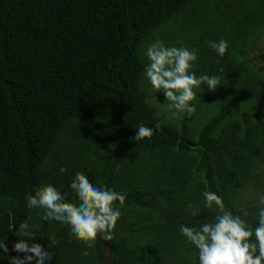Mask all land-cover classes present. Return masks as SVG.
Returning a JSON list of instances; mask_svg holds the SVG:
<instances>
[{"label":"trees","instance_id":"obj_1","mask_svg":"<svg viewBox=\"0 0 264 264\" xmlns=\"http://www.w3.org/2000/svg\"><path fill=\"white\" fill-rule=\"evenodd\" d=\"M199 13L202 22L195 21ZM172 18L188 20L201 31L177 48L193 50L204 36L227 41L223 57L208 51L212 60L202 75L220 78L225 102H251V112H243L241 122L217 135L228 117L224 107L193 140L191 117L185 115L175 129L161 123L147 103L141 77L148 45L141 53L139 47L153 43V33ZM262 43L264 0H0V241L16 237L19 225L35 216L31 230L35 242L52 252L51 264H105L103 246L111 264L184 262L192 244L180 225L199 228L215 217L213 209L200 204L201 190L197 201L190 199L196 216L174 211L152 227L145 216L139 219L124 210L114 239L98 241L88 256L68 226L42 219L43 209H29L27 197L50 184L67 193L69 202L79 203L69 184L80 172L93 184L102 182L125 194L124 207L152 209L163 193L137 187L135 172H120V167L142 154L170 149L198 154L199 189L221 196L238 188V174L245 175L242 164L264 157V57L257 53ZM201 91H208L206 84ZM140 124H159L160 129L151 140L137 141L133 137ZM119 175H125L124 185H118ZM170 178L187 191L181 172L174 169ZM241 215L243 220L253 217L248 210ZM136 233L137 239L139 234L144 238L142 246L134 245ZM52 238L59 243L48 247ZM7 246L9 253L0 251V264L17 255L13 245Z\"/></svg>","mask_w":264,"mask_h":264},{"label":"clouds","instance_id":"obj_2","mask_svg":"<svg viewBox=\"0 0 264 264\" xmlns=\"http://www.w3.org/2000/svg\"><path fill=\"white\" fill-rule=\"evenodd\" d=\"M209 47L223 57L228 43L221 39L219 42H209ZM146 57L145 77L156 93L164 94L167 106L176 112L191 117L196 112V106L191 103L196 100L194 89L206 84L208 90L215 92L220 86L218 76L205 74L197 77L192 71L198 59L195 49L166 47L162 40L157 39L147 47ZM136 128L134 140H151L160 125L151 128L140 124ZM69 188L79 203L69 202L67 193L49 184L40 187L35 195L27 197V207L43 209L42 219L55 220L68 226L71 234L84 243L83 255L88 256V249L95 248L98 241L109 242L114 239V229L122 215L120 208L125 203L126 195L108 189L102 182L93 184L80 172L76 173ZM203 196L205 206L213 209L214 204L219 214L212 222L204 223L199 228L180 225V232L186 242L198 250L199 264H264V207L259 211L258 226L252 229L240 216H234L226 210L222 197L210 191H205ZM260 203L264 204V196L260 197ZM197 213L198 209H194L191 214L196 216ZM19 231L24 238L13 244L11 251L17 255L10 256L9 264H51L52 252L35 242L36 235L30 225L22 222ZM4 241H0V251L9 253ZM58 243L52 238L48 247Z\"/></svg>","mask_w":264,"mask_h":264},{"label":"rangeland","instance_id":"obj_3","mask_svg":"<svg viewBox=\"0 0 264 264\" xmlns=\"http://www.w3.org/2000/svg\"><path fill=\"white\" fill-rule=\"evenodd\" d=\"M174 18L167 21L163 26H161L160 29L153 33L154 38L156 40H163L166 47H176V44L180 46L184 43V40L189 41L191 35L195 36L196 34H201V31L199 29H192L191 22H189L188 20L182 21ZM201 40L202 41L200 42V44L193 48L197 52L198 59L194 62L196 66L192 69V71L195 72L197 77L202 75V68L204 67V65H206L208 62H211L212 60V56L209 55L208 51H213V49L209 47V42L211 41L208 40L206 36H204V40ZM144 42L140 44V53L146 49V45L149 46V43L144 44ZM261 56L264 57V54L262 53ZM143 57L147 58L146 50L143 53ZM261 72L264 75V70H262ZM144 73L141 77L142 84L145 76ZM144 84L145 91L147 93V103L151 108H153L155 116L161 123L175 129H180L181 120L186 114L176 112V110L174 109H170L167 106L166 97L164 96V94L162 92L156 93L155 89L151 87L146 77ZM194 91L196 92V100L192 101L191 103L196 106V112L191 116V121L188 125V133L193 140L197 139L198 133L200 132L201 128L212 117L216 116L220 112V109H222L223 107L228 111V117L214 132V135H217L218 131L227 125L235 122H241L243 112H246L248 114L251 112L250 101L244 102V100H235L232 103L225 102V90L218 88V91H216L219 93L212 92L210 90L206 92L201 91L200 86L199 88L194 89ZM87 121L93 122L98 120L90 119ZM83 127H85V125ZM86 130L90 132V129L87 128ZM94 153L95 150H93L90 154L93 155ZM198 159L199 156L195 152L170 149L166 151V153L156 151L144 155L142 154L139 159L133 160L129 164L125 163L122 167H120V172L124 171L126 173L129 170H131V172L134 171L137 175L138 180H136L135 182L131 181L132 184L134 182L139 188L158 190L163 194L157 197L156 203L152 209L142 210L135 206H123L120 208V211L123 212L125 210L129 212V214H132L134 212V214H138L139 219L145 216V218H147V222L152 227L156 226L159 223H164L165 215H168V213L170 214L174 211L180 213H188L193 211L196 208L193 205L194 201H191L190 199H195V201H197L199 198L197 196L201 193V191L203 193L205 192L202 190V188L199 189V186H202L203 184V176L195 169ZM242 165L244 168L243 170H245V173L243 174L245 175L238 174V180L240 181L241 185L236 189L229 190L227 193L222 194L220 197H222L227 211H230V205L234 206V208L232 209L234 211H230L234 216L242 217V211H250L253 217L249 220L245 219V221L252 229H255L252 226V222L258 220L259 211L261 209L260 197L264 196V157L252 158L247 164L243 163ZM174 169H177L179 172H181V174L184 175L187 184L186 192L184 190L181 191L177 185L173 184L176 180H173L170 177ZM124 177L125 175H119L118 185H124ZM203 203L205 204V197L202 201H200V204ZM189 204L192 205L191 208H189ZM117 207H119V205H117ZM213 211H215V216L219 214L214 204ZM178 215L179 214H177V216ZM28 224L30 225V228H32L36 224L35 216H33L29 220ZM138 233L143 236L146 234L142 231H139ZM140 234L139 239H137L138 234H135L134 245H143L144 238L140 239ZM20 236L21 235L18 234L16 237L8 238L4 242L7 245H13ZM190 248L191 250L187 253V257L184 259V262H180L179 264H199L198 250L193 245H190ZM103 252V262L105 264H111L109 262V257L111 255L108 252V249L104 246ZM171 259L175 261L173 256H171Z\"/></svg>","mask_w":264,"mask_h":264},{"label":"crops","instance_id":"obj_4","mask_svg":"<svg viewBox=\"0 0 264 264\" xmlns=\"http://www.w3.org/2000/svg\"><path fill=\"white\" fill-rule=\"evenodd\" d=\"M201 19V13H199L198 15H196V18H195V21H200ZM202 22V21H200ZM207 26L204 25V28H206ZM263 52L264 53V46H263V43L261 44V50L260 51H257V53H261Z\"/></svg>","mask_w":264,"mask_h":264}]
</instances>
